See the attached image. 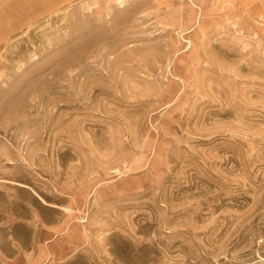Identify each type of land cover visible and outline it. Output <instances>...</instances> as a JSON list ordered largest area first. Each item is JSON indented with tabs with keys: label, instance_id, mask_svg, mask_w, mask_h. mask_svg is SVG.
I'll return each mask as SVG.
<instances>
[{
	"label": "rangeland",
	"instance_id": "374dc122",
	"mask_svg": "<svg viewBox=\"0 0 264 264\" xmlns=\"http://www.w3.org/2000/svg\"><path fill=\"white\" fill-rule=\"evenodd\" d=\"M0 264H264V0H0Z\"/></svg>",
	"mask_w": 264,
	"mask_h": 264
},
{
	"label": "crops",
	"instance_id": "0c3cea01",
	"mask_svg": "<svg viewBox=\"0 0 264 264\" xmlns=\"http://www.w3.org/2000/svg\"><path fill=\"white\" fill-rule=\"evenodd\" d=\"M48 242H49V241H48ZM48 244H49V243H48ZM48 244H46V248H47V252H48V256H49V255H51L52 253H50V251H49V245H50V244H49V245H48Z\"/></svg>",
	"mask_w": 264,
	"mask_h": 264
}]
</instances>
